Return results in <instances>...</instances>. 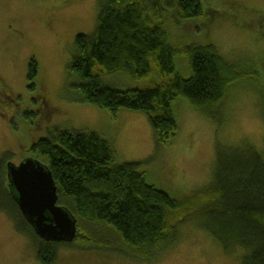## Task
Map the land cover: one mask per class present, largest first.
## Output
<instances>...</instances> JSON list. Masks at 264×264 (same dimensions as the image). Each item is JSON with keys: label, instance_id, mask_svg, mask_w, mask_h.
Masks as SVG:
<instances>
[{"label": "trees", "instance_id": "16d2710c", "mask_svg": "<svg viewBox=\"0 0 264 264\" xmlns=\"http://www.w3.org/2000/svg\"><path fill=\"white\" fill-rule=\"evenodd\" d=\"M240 2H222V9H214L207 0L100 1L94 32L77 34L74 40L69 71L77 79L73 87L79 98L114 116L121 109L145 114L158 144H169L179 135L181 125L173 109L179 97L222 124L228 89L242 80L256 81L264 73V52L256 60L261 69L253 70L225 59L214 44L186 46L182 55L190 75L183 77L175 67L176 49L168 41L166 15L170 13L176 25L207 15L211 24L217 19L235 23V10L245 9ZM258 37L264 40L263 34ZM116 74L145 84L128 89L108 85V77ZM36 77L32 61L28 79ZM32 150L50 168L58 205L76 219L77 238L72 242L38 238L9 192L11 161L0 165L1 189L8 200L0 202V210L15 221L16 233L39 242L43 264H53L59 248H85L93 242H104L110 250L140 262L157 263L168 247L190 233L184 230L189 225L216 243L241 245V264H264V161L252 146L218 147L212 183L182 197L148 183L145 162L117 165L113 147L97 133L57 132L35 142Z\"/></svg>", "mask_w": 264, "mask_h": 264}, {"label": "rangeland", "instance_id": "374dc122", "mask_svg": "<svg viewBox=\"0 0 264 264\" xmlns=\"http://www.w3.org/2000/svg\"><path fill=\"white\" fill-rule=\"evenodd\" d=\"M100 1L0 0V165L4 161L18 165L34 157L32 144L57 132H93L111 144L117 165L145 162L148 183L182 197L202 192L212 183L218 147L252 146L264 161L263 72L256 81L242 80L228 89L222 101V124L193 110L185 98H177L173 109L181 125L179 135L165 145L157 143L145 114L121 109L114 116L83 103L73 87L77 79L69 65L76 51V35L95 30ZM207 1L214 9H222V2L234 4V0ZM235 1H242L246 9L235 10V23L217 19L211 24V15H207L176 25L167 13V37L176 49L175 67L181 76L190 75L183 47L207 44H214L227 60L261 69L256 60L264 52V40L258 39L264 35V21H260L264 0ZM32 61L37 77L30 81ZM108 78L105 83L120 89L145 84L120 74ZM2 179L0 202L8 203ZM184 230L190 233L179 243H168L173 245L157 263L140 262L110 250L104 242H93L94 246L85 248H59L53 264H241L243 249L239 244L233 246L236 242L216 243L192 225ZM38 244L16 233L15 221L0 210V264H43Z\"/></svg>", "mask_w": 264, "mask_h": 264}, {"label": "water", "instance_id": "95a60500", "mask_svg": "<svg viewBox=\"0 0 264 264\" xmlns=\"http://www.w3.org/2000/svg\"><path fill=\"white\" fill-rule=\"evenodd\" d=\"M8 189L39 239L72 242L77 236L76 219L58 205L57 186L50 168L30 156L18 165L7 163Z\"/></svg>", "mask_w": 264, "mask_h": 264}, {"label": "flooded vegetation", "instance_id": "af4514ba", "mask_svg": "<svg viewBox=\"0 0 264 264\" xmlns=\"http://www.w3.org/2000/svg\"><path fill=\"white\" fill-rule=\"evenodd\" d=\"M34 84V83H33ZM33 84H28V88H31ZM8 98H10L9 94H6ZM34 143L32 144L31 148L33 147Z\"/></svg>", "mask_w": 264, "mask_h": 264}, {"label": "bare ground", "instance_id": "6f19581e", "mask_svg": "<svg viewBox=\"0 0 264 264\" xmlns=\"http://www.w3.org/2000/svg\"><path fill=\"white\" fill-rule=\"evenodd\" d=\"M52 242H55V241H52Z\"/></svg>", "mask_w": 264, "mask_h": 264}]
</instances>
